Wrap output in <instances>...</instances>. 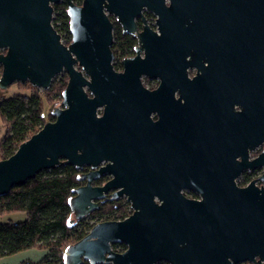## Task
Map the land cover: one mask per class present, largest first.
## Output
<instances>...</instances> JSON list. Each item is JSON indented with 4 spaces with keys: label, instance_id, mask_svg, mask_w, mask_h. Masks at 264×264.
Returning <instances> with one entry per match:
<instances>
[{
    "label": "water",
    "instance_id": "95a60500",
    "mask_svg": "<svg viewBox=\"0 0 264 264\" xmlns=\"http://www.w3.org/2000/svg\"><path fill=\"white\" fill-rule=\"evenodd\" d=\"M50 1L56 0H0V50L5 51L0 54V91L16 83L46 91L57 75L64 72L68 78L60 107L51 112L53 121L0 161V198L44 171L87 167L90 171L79 176L83 184L69 200L73 220L87 217L102 201L122 197L131 214L122 221L95 224L67 247L66 264H264V186L192 185L200 200H189L146 167L131 171L129 160L111 156L109 140L120 134L105 113L97 117V109L138 104L136 61L127 73H113L102 0H84L81 8L66 0L72 36L68 46L51 26ZM191 7L233 10L241 25L236 33L243 38L249 32L264 56V0H191ZM257 87L264 89L263 71ZM263 134L261 125V139ZM108 161L113 164L101 166ZM262 165L264 153L255 160V167ZM107 174L113 179L93 185ZM260 180L264 182V173ZM113 245H124L125 250L115 252Z\"/></svg>",
    "mask_w": 264,
    "mask_h": 264
},
{
    "label": "flooded vegetation",
    "instance_id": "af4514ba",
    "mask_svg": "<svg viewBox=\"0 0 264 264\" xmlns=\"http://www.w3.org/2000/svg\"><path fill=\"white\" fill-rule=\"evenodd\" d=\"M83 2L71 0L76 8ZM49 6L51 26L68 46L67 1ZM101 6L110 25L112 71L125 74L136 61L140 84L135 107L97 109V117L105 113L120 134L109 140L111 156L129 160L131 171L146 167L189 200H200L192 185L263 187L264 165L255 167V160L264 153V134L259 135L264 89L257 87L264 56L249 32L243 38L236 33L241 26L236 13L192 9L191 0H102ZM59 16L67 19V28L57 22ZM107 163L113 164L101 166ZM112 179L107 174L93 185Z\"/></svg>",
    "mask_w": 264,
    "mask_h": 264
},
{
    "label": "trees",
    "instance_id": "16d2710c",
    "mask_svg": "<svg viewBox=\"0 0 264 264\" xmlns=\"http://www.w3.org/2000/svg\"><path fill=\"white\" fill-rule=\"evenodd\" d=\"M57 22L67 28V19L59 16ZM16 86L17 92L0 101V122L5 128L0 140V161L9 158L47 121H53L52 111L44 117L43 104H49L53 92V97L61 96L66 83L55 89L50 86L45 96H40L38 89L29 83ZM81 172L72 166H59L40 173L0 198V215L21 212L26 217L22 222L0 224V258L41 250L43 256L35 264H66L67 247L83 239L95 224L122 221L131 214L130 205L120 199L103 201L87 217L73 220L69 200L73 191L83 184L79 180ZM86 218L92 219L93 223H85ZM112 248L120 253L125 250L124 245H113Z\"/></svg>",
    "mask_w": 264,
    "mask_h": 264
},
{
    "label": "rangeland",
    "instance_id": "374dc122",
    "mask_svg": "<svg viewBox=\"0 0 264 264\" xmlns=\"http://www.w3.org/2000/svg\"><path fill=\"white\" fill-rule=\"evenodd\" d=\"M0 75H1V67H0ZM67 75L63 72L59 75H57L52 83H51V87L52 89H55L57 86H60L62 83H67ZM13 84L11 86H9L7 88V90L5 91H0V101L10 97L12 94H14L15 92H17V85ZM50 89L46 90L49 91ZM64 90V89H63ZM38 94L40 96H45V91L38 89L37 90ZM54 96V92L52 94V98L50 99L51 101L49 102V104H47L46 106L43 104V115L45 118H47L48 114L50 113V111H52L55 107L59 108L60 107V103H61V96H57V97H53ZM48 122V121H47ZM5 134V128L2 124V122H0V140L3 138ZM25 214L24 213H12V214H2L0 215V224H7V223H18V222H22L25 220ZM85 223L90 222L93 223V220L90 218H86L84 220ZM113 249V248H112ZM114 251V250H113ZM120 253V252H118ZM43 256V252L41 250H28V251H24V252H20L11 256H5L0 258V264H21V263H37Z\"/></svg>",
    "mask_w": 264,
    "mask_h": 264
}]
</instances>
